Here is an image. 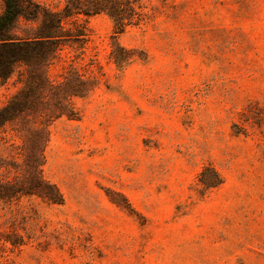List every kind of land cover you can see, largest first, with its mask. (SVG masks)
<instances>
[{
    "label": "rangeland",
    "instance_id": "obj_1",
    "mask_svg": "<svg viewBox=\"0 0 264 264\" xmlns=\"http://www.w3.org/2000/svg\"><path fill=\"white\" fill-rule=\"evenodd\" d=\"M142 6L0 78V264H264V0Z\"/></svg>",
    "mask_w": 264,
    "mask_h": 264
},
{
    "label": "trees",
    "instance_id": "obj_2",
    "mask_svg": "<svg viewBox=\"0 0 264 264\" xmlns=\"http://www.w3.org/2000/svg\"><path fill=\"white\" fill-rule=\"evenodd\" d=\"M3 1L5 8L0 15V78L3 80L14 73L18 63L31 65L33 61L36 64L48 61L50 66L63 41L85 37V27L75 25V31L66 28V21L69 19L81 15L89 17L104 14L113 21V39L117 40L128 27L140 22L143 8V0H65L64 8L59 11L45 9L29 0ZM22 19L29 22L30 26L21 33L13 32L19 28ZM116 45L126 51L119 43L116 42ZM84 83L86 86L83 96L92 87L87 82ZM62 114L65 113L61 112ZM208 174H212V178H206ZM200 181L205 188H211L219 185L221 178L215 169L205 168ZM53 187L56 194L50 200L61 203L62 195L56 186Z\"/></svg>",
    "mask_w": 264,
    "mask_h": 264
}]
</instances>
